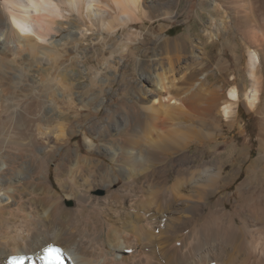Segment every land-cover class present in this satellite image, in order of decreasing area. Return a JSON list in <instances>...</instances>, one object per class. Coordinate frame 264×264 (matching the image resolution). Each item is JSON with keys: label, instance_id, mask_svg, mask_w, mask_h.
<instances>
[{"label": "bare ground", "instance_id": "6f19581e", "mask_svg": "<svg viewBox=\"0 0 264 264\" xmlns=\"http://www.w3.org/2000/svg\"><path fill=\"white\" fill-rule=\"evenodd\" d=\"M182 1L0 0V264H264V132L248 164L223 132L260 104L264 0L154 34ZM222 38L250 78L218 83L199 41Z\"/></svg>", "mask_w": 264, "mask_h": 264}, {"label": "rangeland", "instance_id": "374dc122", "mask_svg": "<svg viewBox=\"0 0 264 264\" xmlns=\"http://www.w3.org/2000/svg\"><path fill=\"white\" fill-rule=\"evenodd\" d=\"M188 1L189 0H183L180 6L176 9L179 11V15L177 17L170 20H157L154 24V34H159L161 25H166L170 28L168 33L170 37H181L186 39L188 38L189 33H193L194 36L198 38L197 35L200 33L202 28V20L192 14V9L189 7ZM199 1L200 0H194L192 2V7L197 8ZM258 17L261 18L260 14ZM239 22L241 23V20ZM190 23H192V26H190ZM243 28L244 26L242 24L241 29ZM228 42L224 41L223 38L211 44L206 40L199 41L201 46L207 48V58L213 66H216L219 62L222 53L229 60L227 69H224L222 73L218 69H215V75L218 83H223V79L231 81L234 77L238 80H246L247 78H250L248 61H250L251 54L249 50L245 46H241L237 51H235L232 46L234 42ZM226 92H229V88H226ZM238 109L239 117L244 125L243 131L239 130L238 126L234 128L225 126L223 132L229 135V142L237 141L241 147L247 146L251 148L252 151L250 157L246 161L248 164L257 160L261 153L260 135L264 132V91L261 94L260 104L257 109L248 110L244 102L240 103ZM203 148L208 149L210 148V145L204 144Z\"/></svg>", "mask_w": 264, "mask_h": 264}, {"label": "snow or ice", "instance_id": "6c2138e0", "mask_svg": "<svg viewBox=\"0 0 264 264\" xmlns=\"http://www.w3.org/2000/svg\"><path fill=\"white\" fill-rule=\"evenodd\" d=\"M59 252V248L48 246L41 250V255L38 256L37 259L42 261L56 260L57 264H59ZM27 259H29L27 254L24 256H13L10 264H26ZM32 264H36L35 260L32 261Z\"/></svg>", "mask_w": 264, "mask_h": 264}]
</instances>
